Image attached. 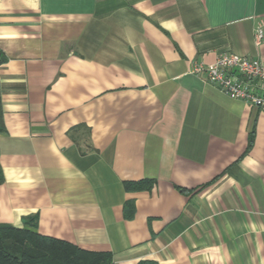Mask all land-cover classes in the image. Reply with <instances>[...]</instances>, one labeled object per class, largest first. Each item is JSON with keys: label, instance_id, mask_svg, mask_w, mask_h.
<instances>
[{"label": "crops", "instance_id": "crops-1", "mask_svg": "<svg viewBox=\"0 0 264 264\" xmlns=\"http://www.w3.org/2000/svg\"><path fill=\"white\" fill-rule=\"evenodd\" d=\"M259 22L264 0H0V224L114 264H264V109L192 72L264 62Z\"/></svg>", "mask_w": 264, "mask_h": 264}, {"label": "trees", "instance_id": "trees-1", "mask_svg": "<svg viewBox=\"0 0 264 264\" xmlns=\"http://www.w3.org/2000/svg\"><path fill=\"white\" fill-rule=\"evenodd\" d=\"M3 127L0 104V130ZM151 184L145 180L132 181L126 182V187L143 189ZM130 207H133V202H126V210ZM0 264H114V259L108 251L86 250L67 240L43 235L30 227L3 223L0 224Z\"/></svg>", "mask_w": 264, "mask_h": 264}, {"label": "built area", "instance_id": "built-area-1", "mask_svg": "<svg viewBox=\"0 0 264 264\" xmlns=\"http://www.w3.org/2000/svg\"><path fill=\"white\" fill-rule=\"evenodd\" d=\"M254 32L255 45L260 46L264 41V23L259 22ZM192 72L203 75L231 98L264 109V62L261 59L221 52L211 63H195Z\"/></svg>", "mask_w": 264, "mask_h": 264}]
</instances>
